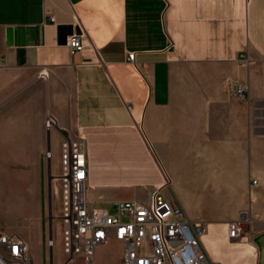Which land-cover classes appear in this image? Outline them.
Returning <instances> with one entry per match:
<instances>
[{"label":"crops","instance_id":"0c3cea01","mask_svg":"<svg viewBox=\"0 0 264 264\" xmlns=\"http://www.w3.org/2000/svg\"><path fill=\"white\" fill-rule=\"evenodd\" d=\"M80 24L89 39L72 54ZM0 77V154L26 170L0 186L6 204L19 200L2 208L0 232L26 240L32 264H45L50 238L42 174L69 135L86 139L94 206L143 199L167 176L164 194L204 223L212 261L264 264V0H0ZM115 185L134 192L112 200Z\"/></svg>","mask_w":264,"mask_h":264},{"label":"built area","instance_id":"2783aa9c","mask_svg":"<svg viewBox=\"0 0 264 264\" xmlns=\"http://www.w3.org/2000/svg\"><path fill=\"white\" fill-rule=\"evenodd\" d=\"M54 20V18H51ZM89 35L80 24L68 41L72 54L83 51ZM136 53L128 60L135 62ZM232 92L245 98L247 87L233 83ZM58 126L53 116L46 127ZM52 158V151L46 154ZM88 158L84 137L66 136L61 143L59 172L55 181L61 194L62 264H95L97 247L114 239L124 246V264H216L201 246L205 225L191 220L182 206L173 204L164 194L167 180L149 190L143 199L121 200L110 207L94 206L86 195ZM256 183V180H254ZM247 217L229 224L232 238L245 233ZM51 245L54 240H50ZM0 264H32L26 240L15 233L0 232Z\"/></svg>","mask_w":264,"mask_h":264},{"label":"rangeland","instance_id":"374dc122","mask_svg":"<svg viewBox=\"0 0 264 264\" xmlns=\"http://www.w3.org/2000/svg\"><path fill=\"white\" fill-rule=\"evenodd\" d=\"M1 77H0V82H1ZM1 92V91H0ZM22 92V91H21ZM20 92H18L19 94ZM24 94H22L23 96ZM6 107H2L0 108V113L1 112H7V109H5ZM50 116V114L48 115ZM47 116V117H48ZM47 119V118H46ZM45 126H46V121H45ZM47 128V127H46ZM53 152H54V157L52 159V171L56 172L57 171V165H58V151H55V148L53 147ZM60 151H59V155H60ZM47 151L44 152V157L47 160ZM6 154H0V186L2 187H8L9 183H6V181H8L10 178L13 179L15 176L20 175L21 173H26L22 168L16 166V163H9L7 161V159H5L6 157L4 156ZM24 171V172H23ZM51 171V175H50V180L48 178V176L46 175V172L44 171L42 174V193H43V204H44V208L46 209V232L49 231V224H50V218H51V214H49L50 208L52 209V214L54 215V219H57L59 221V219L57 218L55 212H53L54 210H57L59 207V203L56 200V196H54L53 194H49V181L52 184V191L55 192L58 188V184L55 181L56 179V175L58 174V172L55 174ZM14 180V179H13ZM166 180H168L167 176H166ZM169 188L168 186V181L167 184L165 185V187L163 188L166 189ZM173 193L172 190H170ZM109 196L110 198L113 200L115 199H126L131 197L132 193L134 192V188L132 187H128L125 185H115L112 186L111 188H109ZM1 195V194H0ZM174 196V195H173ZM19 202V200H10L7 202L3 200V198L0 196V216L2 215V208L7 205V207H12L13 209H15V207L17 206V203ZM107 206L110 207V204H108L106 202ZM2 218V217H1ZM2 221V220H1ZM51 248H53V252H54V258H55V262L57 261H63L65 258V255L62 252V248L60 245H51L50 243V238H49V233L46 236V241L44 243V256H45V264H49V260H50V250ZM124 246L121 242L116 241L114 239L110 240L108 243H105L99 247H97L96 252H95V264H124Z\"/></svg>","mask_w":264,"mask_h":264},{"label":"water","instance_id":"95a60500","mask_svg":"<svg viewBox=\"0 0 264 264\" xmlns=\"http://www.w3.org/2000/svg\"><path fill=\"white\" fill-rule=\"evenodd\" d=\"M47 139L48 142H51V130L48 131L47 133ZM51 150V148L49 149ZM50 170H51V165L49 166ZM51 193H52V186L50 189ZM49 214H51V218H50V224H49V230H50V240H53V226H52V222L55 220L54 215L52 214V209L50 208ZM49 264H54V252H53V248H51L50 250V260H49Z\"/></svg>","mask_w":264,"mask_h":264}]
</instances>
